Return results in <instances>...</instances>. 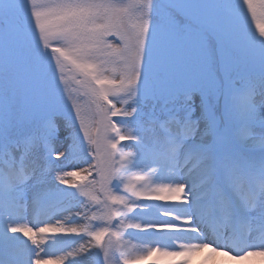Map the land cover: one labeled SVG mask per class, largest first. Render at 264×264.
I'll list each match as a JSON object with an SVG mask.
<instances>
[{"label": "snow or ice", "instance_id": "1", "mask_svg": "<svg viewBox=\"0 0 264 264\" xmlns=\"http://www.w3.org/2000/svg\"><path fill=\"white\" fill-rule=\"evenodd\" d=\"M244 5L255 17L253 0H0V264H49L26 255L28 241L81 235L13 219L54 194L104 205L105 215L91 219L108 222L147 209L130 197L172 202L169 219L127 227L198 242L136 260L208 247V222L226 242L259 232L264 249V23L258 35L249 31ZM70 73L82 86L77 95ZM124 141L140 150L123 151ZM78 155L89 169L74 163ZM153 162L172 169L173 180L151 189L138 187L143 175L125 183V173ZM93 169L98 181L88 180ZM96 183L103 199L90 190ZM83 233L98 249L118 235L108 226ZM103 255L109 260L108 249ZM252 255L264 251L239 258Z\"/></svg>", "mask_w": 264, "mask_h": 264}, {"label": "rangeland", "instance_id": "2", "mask_svg": "<svg viewBox=\"0 0 264 264\" xmlns=\"http://www.w3.org/2000/svg\"><path fill=\"white\" fill-rule=\"evenodd\" d=\"M122 3H127L128 0H120ZM239 3H242V0H238ZM253 5L256 8V15L255 17L252 16L251 10L248 9L247 5L243 6V9L240 12V15L243 17L244 20V25L249 31H255L256 34H259V29L256 27L257 22L259 23H264V0H253ZM183 23L184 21L181 20ZM70 77V83L69 87L74 91V95L78 94L79 89L82 87L81 85L76 84L75 80L71 79V73L69 74ZM257 100L260 98L257 97ZM149 110V109H146ZM129 130H132V126L129 125ZM256 139L259 140V129L254 130ZM149 135V139H150ZM125 147L123 150L125 152H128L132 155H135L138 151L133 148L132 145H130L127 141L122 142ZM62 159V158H61ZM74 163L77 166L82 165L85 170L89 169V165L83 163V156L78 155L74 158ZM66 170H73L71 167L67 168ZM79 170V168H77ZM173 173L172 169H165L160 165L155 164L154 162L152 163V166L149 167L148 165H143L140 168H133L131 172L125 173V183L131 181L135 175H143L147 179V183L144 181L138 182V187L140 184H143L145 189H151L153 188V185L156 187H159L160 185L164 183L171 182V172ZM86 175H88L87 172H85ZM27 178V177H26ZM88 180H99V177L96 175L95 170L93 169L91 171V174L88 175ZM88 181H81V183H87ZM63 187V186H61ZM92 191V194L98 195L101 197V199L104 198L103 192L100 190V185L99 183L95 184L94 189H90ZM77 193L76 195H78ZM119 194H124V187L121 185V190ZM63 195H55L51 199L50 205H46V207L43 209V215L45 214V218L43 220H40L38 222V225L42 224H47L48 221H55L58 222V226L60 225L59 220L67 221L70 224L74 225H85L87 222L90 224L88 225L90 230H99L100 226H105L106 224L113 223V230L111 232L118 233V235H109L107 239L105 240V243L103 245V248H97L95 247V241L92 237L86 235L83 233V230H80L81 235L76 236L74 234H64V233H47V234H42L43 237H52L53 242L51 244L52 247H54L56 244H60L61 247L53 251L55 249H51V252L49 253L50 255L55 256H62V254H68V257L70 254L72 255L75 253V255L78 256V259L83 262V264H124L125 260L128 261H136V262H149V261H156L155 263L160 264V263H166V264H171V263H176V264H184V261L187 260L188 264L193 263L197 259L202 258L203 256H206L205 259V264H217L219 259L214 258L211 255H209L205 249H199L195 253L184 256L183 258L179 259V257H172V256H164L162 252L155 253L152 256L147 257V259L143 260H136L135 257L137 256H145L149 251H151L153 248L159 247L162 249V247L167 248L169 251H173V246L172 248H169L168 245H161L163 241H158L154 239H149L148 237L142 236V237H137L132 234V231L135 230L134 228H128L127 225L129 223H141L142 225L145 224L144 221V215H151L153 213V216L160 217V218H166L169 219L170 217H166L163 215V212L165 211V208L159 207L156 201H151V200H144L143 198H135V197H130V202L132 200H135L136 203L138 204H147L148 207L145 210H141L139 208L135 209L133 212L127 213L125 217H115L111 222H108L106 219L105 220H92L91 216L93 214L98 215V216H104L107 209L104 207V205H95L92 203L88 197H84L81 194H79V197L84 201V205L88 204V207H85V210L83 212L78 213L75 212L74 216H71V213H67L69 211V207L65 206L70 202V200L65 203L63 208H60L59 205L62 204V202H65L67 198H65ZM49 202V201H47ZM47 202H45L47 204ZM168 203V202H166ZM44 204V203H43ZM35 207H32V209L28 210H23L25 214L28 215V218H32L33 215V209ZM156 208V209H155ZM155 210H158L157 212H153ZM180 209H175V211H178ZM84 211L88 212L87 216L88 219H84ZM71 216V217H70ZM21 218H22V212L19 211L17 213H14L13 219L17 220L21 226ZM165 219V220H166ZM209 223L208 222L206 225H202V235L205 233V228H209ZM55 225V226H57ZM64 227V226H62ZM65 228V227H64ZM142 230V229H140ZM210 230V229H209ZM220 229L218 228V232L220 234V238L224 241H226L223 238V233L219 231ZM143 233H161L157 231H152V230H147L144 231L142 230ZM211 236L213 238L218 237L213 231L210 232ZM163 234V233H162ZM21 235V234H20ZM50 235V236H49ZM165 235L168 239H176L180 240L181 242L185 244H190V243H196V241L193 237L183 234V233H171V234H163ZM249 238L251 239V242L253 243L254 237L252 234H247ZM82 237V238H81ZM39 234L37 235V240H39ZM169 242V240H167ZM171 245L172 243L169 242ZM234 243L236 245H240V238H235ZM58 244V245H59ZM254 244V243H253ZM81 246H85V251H81ZM175 247V246H174ZM35 249V254L33 255L32 249ZM224 252L229 253L228 249L226 247L221 246L220 247ZM104 249L109 250V260H105L103 252ZM250 251L251 246L248 249L243 248V252ZM148 251V252H147ZM26 255H29L32 257L33 260L39 259L38 256V248L34 245L31 244L29 241L28 247L25 249ZM44 256V254H43ZM75 259V257H74ZM73 259V260H74ZM61 259H57L55 261H52L50 264H59V261ZM66 260H63V264H68L65 262ZM168 262V263H167ZM70 264H78L77 261L74 263Z\"/></svg>", "mask_w": 264, "mask_h": 264}, {"label": "bare ground", "instance_id": "3", "mask_svg": "<svg viewBox=\"0 0 264 264\" xmlns=\"http://www.w3.org/2000/svg\"><path fill=\"white\" fill-rule=\"evenodd\" d=\"M170 177H171V181H172L174 178L172 172H171ZM153 188H156V186L153 185ZM246 190L247 189H245V191ZM64 197L67 198V200L65 202H62V204H60L59 207L63 208L65 203H67V201L70 200V202L65 205V206L69 207V211H67L66 214L71 213L72 214L71 216H74L75 212L81 213V212H83V210H85V205L80 203V201L82 199L79 197V194L75 195V196H64ZM50 202H51V200H49V202H47V204H45V206L50 205ZM156 202L158 204H160L161 207H163V208H167L169 206L164 201H156ZM26 209L31 210L32 207L28 206L24 210H26ZM35 211H36V208L33 209L32 218H30V217L28 218V215L25 214L23 212V210L21 211L22 212L21 226L33 227L34 229L38 230L39 227L55 226L58 224V222H55V221L54 222L48 221L47 224H45V225L44 224H42L41 226L38 225V222L40 220H43L46 216H45V214L43 215V212H44L43 211L40 214L39 219L36 220ZM178 211H181V210H178ZM84 213L88 214V212H85V211H84ZM150 221L159 222L160 220H159V218H154L150 215L144 217V221H143L144 223H147ZM59 222H60V225L64 226L65 228L76 227L78 230H83L85 225L88 226L90 224L89 222H87L85 225L84 224L83 225L82 224L81 225H74V224H70L69 222L63 221V220H59ZM210 232L211 231L209 230V228H206L205 233H203V235H202L203 242L209 245L208 247L203 248V249H205L206 251H209V254L212 257L219 259L217 264H264V256L252 255V256H248L246 259L239 258L240 256H243L246 252H243V249L239 245H236L234 243L233 239L227 240L226 249H228L229 253H228V255H225L224 254L225 252L220 248V246H221L220 239L219 238L214 239L213 236H211ZM251 234L254 237V240H253L254 244L251 243V250L250 251H254V252L255 251H264V249L260 248V244L262 242L260 239V233L259 232H252ZM161 236L163 237V239H165V242L168 245H171L169 242L172 243L171 246H173V248H172L173 251H182L183 249L181 248V246L187 245V244L181 242L180 240L168 239L165 235H162V234H161ZM39 237H40V239L38 240V244L34 245V246H36L38 248V253H39L38 256H39L40 260H42V261L48 260L49 264H50L52 261H55V260L60 258V259L66 260L65 262L68 264L74 263L75 261H77L78 264H83V262L80 260V258L78 259V256L75 255V253H73L69 257H68L67 252H66V254H62V256L57 255L54 257L53 255H50L49 253L51 252L52 248L55 249L53 251H56L61 247V245L58 243L59 245L56 244L54 247H52V245H53V244H51L53 242L52 237H43L42 234H39ZM148 237H152V235H149ZM24 239L27 240L26 237ZM167 240H169V242ZM28 243H29V241H28ZM164 249H167V248L162 247V251ZM43 254H44V256H43ZM74 257H75V259H74ZM177 257H179L181 259L184 256H177ZM233 257H236V258L233 259ZM186 258H188V257L186 256ZM160 264H166V263H160Z\"/></svg>", "mask_w": 264, "mask_h": 264}]
</instances>
